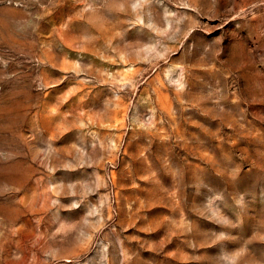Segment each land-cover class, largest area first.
Instances as JSON below:
<instances>
[{
  "label": "rangeland",
  "instance_id": "374dc122",
  "mask_svg": "<svg viewBox=\"0 0 264 264\" xmlns=\"http://www.w3.org/2000/svg\"><path fill=\"white\" fill-rule=\"evenodd\" d=\"M0 264H264V0H0Z\"/></svg>",
  "mask_w": 264,
  "mask_h": 264
}]
</instances>
